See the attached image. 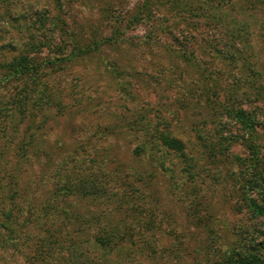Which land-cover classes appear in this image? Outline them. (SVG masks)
Instances as JSON below:
<instances>
[{
	"label": "trees",
	"instance_id": "obj_1",
	"mask_svg": "<svg viewBox=\"0 0 264 264\" xmlns=\"http://www.w3.org/2000/svg\"><path fill=\"white\" fill-rule=\"evenodd\" d=\"M148 3L143 0L139 10ZM166 29L164 51L195 68L196 88L189 93H199L162 101L156 109L151 99L130 109L124 100L138 97L130 95L133 86L123 79H115L118 103L112 107L83 97L76 62L99 60L105 42L131 45L117 29L111 38L54 46L43 55L34 46L23 48L0 65V256L36 240L34 251L43 264L53 255L56 264H143L182 250L178 238L184 235L187 250L207 264H264L258 112L247 108L248 95L229 92L232 86L217 81V71L182 50ZM142 42L157 44L152 29ZM113 64L103 61L102 67L113 73ZM220 86L228 88L222 89L224 96ZM177 103L182 108H170ZM106 117L113 122L104 123ZM235 146L246 158L233 152ZM235 161L248 173L254 169L242 183L235 178ZM232 179L238 180L245 222L240 219L231 229L236 237L223 249L201 208L210 207L209 190Z\"/></svg>",
	"mask_w": 264,
	"mask_h": 264
},
{
	"label": "rangeland",
	"instance_id": "obj_2",
	"mask_svg": "<svg viewBox=\"0 0 264 264\" xmlns=\"http://www.w3.org/2000/svg\"><path fill=\"white\" fill-rule=\"evenodd\" d=\"M142 4L143 0H0V65L23 48L30 50L34 46L33 49L43 55L54 46L67 49L73 44H89L93 42L94 36L111 38V34L117 29L119 35L130 39L131 45L114 42V46H109L105 42L100 47L103 50L98 56L99 60L95 58L76 62L73 71L75 76L83 79V86L80 88L83 90V97L100 101L99 104L105 108L112 107L114 103H118L113 99L116 94L115 79H123L133 86L130 95L138 97L136 101L129 96L124 100L130 109L138 108L141 99H145L144 103L151 99L150 105L156 109V104L162 101L164 104L169 103L168 99L180 101L198 97L199 93H189V90L196 88L194 82L198 73L195 68L164 51L162 41L170 38L166 29L169 27L175 40L177 39V45L189 55L197 57L200 63L203 64L204 61L211 65L217 71V75L213 77L232 86L229 92L248 95L249 101L245 102L246 105L249 104L247 108H255L261 123L262 137L257 144L260 145V156L263 159L257 169H262L264 0H151L148 7L141 11L139 8H142ZM138 13L139 16L136 15ZM138 17L142 19L138 20ZM115 22L116 25L113 24ZM151 29L157 44L151 42L145 45L142 41ZM215 47L225 51L228 57L221 58L215 52ZM101 61H105V65L116 64L117 70L115 67L113 73L106 67L104 70ZM222 89L228 88L220 86L218 93L224 96L226 91ZM75 93L78 97L82 95V92ZM169 106L171 109L182 108L178 103ZM109 111L108 109L106 112ZM197 112L196 110L194 114ZM75 118L78 122L81 120L78 115ZM67 119L68 117L60 118L58 122L64 124ZM112 122L106 117L104 123ZM182 123L190 124L188 120H183ZM233 152L246 158L243 149L238 146L233 148ZM233 171L235 178H240L242 183L254 169L248 173L241 162L235 161ZM220 184L213 192L209 190L206 197L209 198L210 207L201 208V217L211 218V228L218 235L216 241L224 249V245L231 244L236 237L231 234V229L241 225L240 219L242 223L245 220L241 218L243 212L239 211L241 196L238 180L234 182L232 179L231 183L224 181ZM250 196L255 197L256 194L252 193ZM205 237L202 233L201 239ZM209 237L214 239L208 234ZM178 239L182 243V250L172 254L167 252L162 256L158 254L155 262H148L141 257L145 259L143 264H207L199 256L191 254L192 248L187 250L190 242L188 236L183 235ZM35 242L36 240L24 241L21 248L11 249L9 253L1 255L0 264H43L34 251ZM191 243L192 246L195 245L194 242ZM49 264H56L55 255L49 260Z\"/></svg>",
	"mask_w": 264,
	"mask_h": 264
}]
</instances>
